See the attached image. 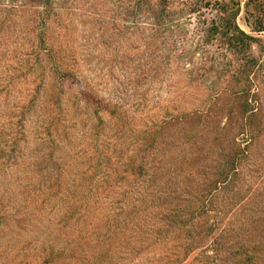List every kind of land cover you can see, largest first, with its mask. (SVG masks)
<instances>
[{"label": "trees", "instance_id": "trees-1", "mask_svg": "<svg viewBox=\"0 0 264 264\" xmlns=\"http://www.w3.org/2000/svg\"><path fill=\"white\" fill-rule=\"evenodd\" d=\"M111 1L120 4L122 0H87L88 8L81 15L89 20L86 25L92 29L106 28L104 10ZM137 1L148 5L142 13L146 21L143 25L147 28L141 29L147 30L149 40L156 44L152 43L156 52L151 53V61L150 55L143 64L131 63L139 74L124 78L125 82L116 80L113 85L117 95L127 93L126 88L133 92L140 90L137 96L145 103L148 89L143 86L149 69L154 67V74L165 75L168 80L166 73L171 63L179 66L174 59L185 56L186 38L184 30L178 28L179 21L172 18L166 0L156 5L148 0ZM70 2L69 6L75 7L77 0ZM66 3V0H0V183L7 180L14 184L19 204L37 209L39 214L47 207L56 212L58 208L49 204L56 198L60 200L58 196L68 194L62 228L67 226V221L76 224L77 229L80 224L78 241L71 249L78 257L63 254L57 257L47 251L27 257L16 253L6 264H168V256L156 255L151 223L155 207L152 182L160 164L153 153L158 137L173 122L164 110L168 108H163V113L134 115L127 102L121 103L119 98L102 99L93 92L96 89L92 87L91 91L87 87L90 83L82 80L84 72L80 68L85 65L75 58V51L70 52L73 47L67 33L72 14L66 11L68 6L64 9ZM189 5L193 11L195 5ZM235 5L222 4L217 9L208 4L206 9H215L216 20L208 28H199L201 41L197 44L200 49L197 55L202 57L183 64L182 73L192 76L193 72L194 78L202 82L215 72L221 75L223 84H229L234 64L213 63L216 56L206 49L214 45L220 49L217 56L232 57L235 51L248 52L256 41L236 25ZM132 9L131 14L138 15L137 8ZM97 31L101 36L103 32ZM255 31L264 30L259 26ZM132 50L139 51L136 46ZM98 64L93 63L90 69L94 76L85 77L98 78V82L114 81L113 74L120 70L117 63L109 64L106 71L105 65L99 68ZM251 65L249 57L240 65V74L245 77L247 74V82ZM78 79L82 81V88L76 93L64 88ZM248 90L237 84L233 95L242 96ZM219 96L215 94L212 100L217 101ZM238 107L241 115L252 111L247 102ZM74 143L70 158L78 170L72 176L71 191L62 190L61 174L55 175L47 167L55 162L54 154ZM13 170L16 174L9 179ZM11 206L18 209L15 204ZM131 254L134 257L128 259ZM248 257L243 254L237 264H248L251 260ZM185 258L181 252L179 263Z\"/></svg>", "mask_w": 264, "mask_h": 264}, {"label": "rangeland", "instance_id": "rangeland-1", "mask_svg": "<svg viewBox=\"0 0 264 264\" xmlns=\"http://www.w3.org/2000/svg\"><path fill=\"white\" fill-rule=\"evenodd\" d=\"M66 1L64 9L68 6L66 11L72 14L67 33L73 47L70 52L75 51V58L85 65L80 68L84 72L82 80L90 83L87 87L91 91L92 87L96 89L93 92L102 99L119 98L121 103L127 102L134 115L167 110L173 121L158 137L153 153L160 163L152 182L155 207L151 223L156 255L168 256V264H180L181 252L186 256L182 264H237L238 258L246 254L251 257L248 264H264V31H255L259 26L264 30V0H166L172 18L184 30L186 53L174 59L179 66L171 63L166 73L168 80L165 75L154 74V67L149 69L143 86L148 89L145 103L137 96L140 90L133 92L126 88L127 93L117 95L113 84L140 73L131 63L143 64L150 55V61L153 59L151 53L156 52V44L149 40L147 30L141 29L147 28L143 25L146 21L142 13L148 5L137 0H122L120 4L111 1L104 10L106 28L92 29L86 25L89 20L81 16L88 8L87 0H77L75 7L69 6L71 0ZM148 1L156 5L162 0ZM231 3L238 9L236 25L256 41L248 52L235 51L232 57L217 56L220 49L214 45L206 49L216 56L213 63L234 64L229 84H223V78L215 72L202 82L194 78L193 72L192 76L182 73L183 64L202 57L197 55L200 51L197 44L201 41L199 28H208L216 20V11L206 9L208 4L218 9L222 4ZM189 4L195 5L193 11ZM132 8H137L138 15L131 14ZM128 28L138 30L132 32ZM97 29L103 32L101 36ZM133 46L139 51L132 50ZM247 57L253 64L248 82L245 81L247 74L246 77L240 74V65ZM93 63H99V68L105 65L104 71L109 69V64L117 63L120 70L113 74L114 81L98 82V78L91 79ZM87 74L91 77H85ZM81 83L79 79L74 80L64 88L76 93L82 88ZM237 84L249 89L246 94L233 95ZM218 93L219 99L213 101ZM245 102L252 111L241 115L238 106ZM74 145L62 147L54 154L55 162L47 167L55 175L61 174L62 190H70L72 176L78 170L70 158ZM15 174L13 170L9 179ZM6 181L0 183V264L9 263L8 258L16 253L27 257L41 251L76 259L78 256L71 249L78 241L81 226L77 229L76 224L67 221V226L62 228L68 194L58 196L60 200L56 198L49 204L58 208L56 212L47 207L39 214L37 209L19 204L16 186ZM11 204L21 206L16 210ZM3 257L7 259L2 260ZM133 257L131 254L128 259Z\"/></svg>", "mask_w": 264, "mask_h": 264}]
</instances>
